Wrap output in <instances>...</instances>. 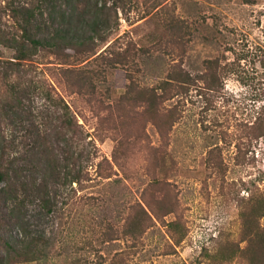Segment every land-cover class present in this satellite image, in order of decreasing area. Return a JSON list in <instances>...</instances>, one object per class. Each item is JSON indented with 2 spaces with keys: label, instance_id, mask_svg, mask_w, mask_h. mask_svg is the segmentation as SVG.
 Returning a JSON list of instances; mask_svg holds the SVG:
<instances>
[{
  "label": "rangeland",
  "instance_id": "374dc122",
  "mask_svg": "<svg viewBox=\"0 0 264 264\" xmlns=\"http://www.w3.org/2000/svg\"><path fill=\"white\" fill-rule=\"evenodd\" d=\"M27 1L43 28L61 23L63 8L69 14L67 6L58 8L60 0L54 7ZM12 2L0 0V72L20 70L27 81L49 82L82 124L93 164L88 178L72 184L32 170L42 165L38 154L34 165L28 158L43 137L60 152L54 129L61 111L38 91H6L0 79V136L20 169L18 179L48 178L53 202L46 211L30 200L13 215L0 193V256L35 232L42 254L31 264H246L237 250L240 210L250 191L264 195V134L254 137L251 128L264 117V0H106L111 27L94 35L84 54L41 55L26 71L13 44L5 43L19 32ZM119 56L136 65L104 66L96 100L71 92L58 77L60 68L97 69ZM211 64L218 67L220 88L206 102L197 81L179 97L181 116L167 145L141 107H110L128 83L126 74L151 87L179 65L196 75ZM211 148H217L210 159L219 166H209ZM102 158L108 162L98 169ZM142 201L150 204L152 220L133 237L124 230ZM164 209L169 213L163 216Z\"/></svg>",
  "mask_w": 264,
  "mask_h": 264
},
{
  "label": "trees",
  "instance_id": "16d2710c",
  "mask_svg": "<svg viewBox=\"0 0 264 264\" xmlns=\"http://www.w3.org/2000/svg\"><path fill=\"white\" fill-rule=\"evenodd\" d=\"M57 0H41V3L50 4ZM60 7H68L69 14L65 16L62 9L61 23L45 25L44 28L37 22L38 14L33 8H30L27 0H13L12 7L15 12V19L18 22L17 37L7 38L6 45L13 44L16 52V60L20 62L24 71L35 66L39 56L47 54L56 55L57 59L63 57L68 59L76 54H84L85 47L94 35H98L102 29H110V11L106 0H60ZM246 3H253L254 0H244ZM41 15V13H40ZM93 33L92 36H90ZM0 37L4 38L2 33ZM11 41V43H10ZM71 51V52H69ZM85 59L93 56L85 54ZM77 56V55H76ZM98 57H94L93 60ZM79 59V58H76ZM97 69H88V67L60 68L58 77L62 86L77 94H86L89 101L96 100V87L107 70L106 65H131L135 66V61L127 57L119 56ZM213 63V61H209ZM64 63V62H62ZM19 65V63H18ZM99 66V65H98ZM36 67V66H35ZM17 73V75H16ZM104 77V76H101ZM128 83L124 91L116 101L113 102L114 108H125L127 106L141 107L142 112L147 114V119L156 127L160 138L163 137L164 145H167L168 133L174 124L180 118V109L178 104L179 97L189 92L190 88L201 81L198 94L203 96L206 102H209V95L220 88L221 77L216 65H209L207 71L201 74L192 75L181 65L174 67L167 76L158 80L151 87H143L137 82L132 73L126 74ZM0 79L4 83V89L15 95L21 92L38 91L52 105L61 112L58 113V124L54 129L55 143L59 145V151L55 152L53 145L48 143L47 137H43L39 152L31 153L29 163L34 165L33 159L36 155L41 157L40 168H31L35 171H42L53 175V179L62 183H79L83 178H88V167L93 164L89 152L85 146L84 138L86 133L78 119L71 112L70 106L61 97L55 94V89L48 82L45 84L40 78L24 79L21 77L20 70L6 74L0 72ZM60 83V82H58ZM178 98L173 105L167 106V102ZM161 117V118H160ZM252 133L254 137L264 134V117H258L252 124ZM85 133V134H84ZM244 139L237 142L238 151L242 149ZM4 138L0 136V193L4 194L8 203L10 214L17 215L23 212L28 202L36 201L41 208L46 211L53 210V202L49 194L48 178H40L34 175V178L19 180L20 169L15 166V161L10 157ZM217 148H211L208 152L209 166H219L218 162L210 159L211 153ZM97 154H94L95 158ZM93 160V159H92ZM103 162H108L102 158L97 162V168L102 166ZM30 169V170H31ZM97 169V171H98ZM101 175V174H100ZM109 175L105 176L108 177ZM250 191L248 197H245L244 206L240 210L242 220L240 242L237 243L238 257L246 261V264H264V227L259 225V219L264 216V195ZM161 207V201L156 202ZM149 205V206H148ZM140 213L131 218L129 226L125 228V233L133 237L141 235L149 226L147 221H151L150 204L145 201L139 202ZM154 213V212H153ZM163 216L168 214V209L162 211ZM155 217L158 218L155 213ZM27 239L19 240V243L8 246V251L0 256V264H31L35 259L40 258L42 248L38 245L40 236L35 232H28ZM243 243L240 246V243Z\"/></svg>",
  "mask_w": 264,
  "mask_h": 264
}]
</instances>
